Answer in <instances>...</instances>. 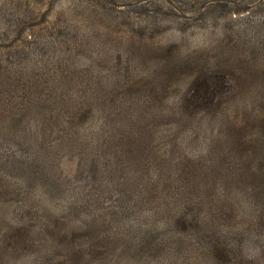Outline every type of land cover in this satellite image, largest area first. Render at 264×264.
<instances>
[{
	"label": "rangeland",
	"instance_id": "rangeland-1",
	"mask_svg": "<svg viewBox=\"0 0 264 264\" xmlns=\"http://www.w3.org/2000/svg\"><path fill=\"white\" fill-rule=\"evenodd\" d=\"M89 1L108 8L106 22L81 21V0H0V74L42 67L0 95V264H216L196 253L200 238H183L192 231L164 228L173 206L159 208L147 185L157 156L156 174L170 178L183 158L211 169L198 166V193L230 212L225 231L237 225L227 264H260L240 256L259 246L240 231L264 212V0H217L239 13L185 35L202 0ZM195 65L224 76L216 104L190 101ZM82 85L104 102L86 132L67 123L66 106L51 104L54 118L38 107L76 99ZM178 104L194 125L170 119ZM139 127L152 132L146 145L122 141ZM258 224L264 234V216Z\"/></svg>",
	"mask_w": 264,
	"mask_h": 264
},
{
	"label": "trees",
	"instance_id": "trees-1",
	"mask_svg": "<svg viewBox=\"0 0 264 264\" xmlns=\"http://www.w3.org/2000/svg\"><path fill=\"white\" fill-rule=\"evenodd\" d=\"M74 2H77L78 0H73ZM90 2L89 0H81L82 3V11L81 15L84 14V18H80L81 21H85L87 18H92L99 20L103 16H107L106 14L108 8L103 6L101 3H94ZM217 0H209V1H201L200 8L198 10L203 12H199L198 18L195 19V23L192 26L183 25L179 29L182 35L186 34V28L193 27L194 29H199V31H204L206 29L205 23H208L211 19L215 20L217 17H226L236 15L239 12H235L232 10H228L223 5H216ZM199 3L191 5L190 9L196 10V6ZM186 6L188 4H185ZM174 8V7H173ZM156 12H159V9H153ZM178 11V9H176ZM186 10V9H183ZM185 12V11H184ZM80 15V16H81ZM108 17V16H107ZM102 22H106L103 18L100 20ZM200 22H203L202 24H198ZM43 23V22H42ZM204 25V26H203ZM63 29H67L68 33H71L72 27L69 23H66L63 25ZM50 42V41H49ZM174 57V53L172 54ZM192 61L186 62L185 65L191 64ZM172 67H170L171 70L177 71L178 73H185L183 68L179 69L180 67L177 65L175 66V63L171 64ZM195 65L191 70V76L194 77L193 82L191 83L192 89H191V97L190 101L195 106H203V105H214L216 104V100L223 92V86L226 85L224 81L223 75H212L214 73H207V71H204L203 67H198V70L196 69ZM23 68H26L24 70ZM35 69H32L29 65L27 67H22L20 69L14 70L13 76H10V73H1L0 74V95L4 94L6 90H11L12 87H15L18 85V81H23L22 86L26 84V80L24 77H27V75L31 76L32 79L37 77V73L40 71V68L42 67H34ZM44 68V67H43ZM39 70V71H38ZM200 71V72H199ZM6 77V80L4 81L2 78ZM119 81L115 83V85L118 84ZM42 87L44 89L50 90L52 88V85L50 82L45 81L44 83H41ZM38 85V86H40ZM119 87H126V84H118ZM118 87V88H119ZM130 89V88H128ZM78 90H81L78 93V97L76 99L71 97H68L67 99H55L51 98L50 96H47V101L45 99H39L38 107L39 106H46V111L48 113L49 118H54L59 115L58 112L53 111L49 106L51 104H55L60 106H66L68 108V117H67V123H69L73 129L79 130L77 132L87 131V125L89 123V120L91 119V125L94 124V122L97 120L95 118V114L97 112V109L100 107L101 103L104 104L103 101H100L101 99L94 96L92 92H89V88H85L83 85L80 86ZM200 94V95H199ZM193 96V98H192ZM131 106L134 105L133 99ZM129 102L125 104L126 105ZM124 105V104H122ZM124 107V108H125ZM184 104H178V109L176 113H170L168 116L170 119L176 123L178 126L181 127H187L189 125H194L193 116L190 114H185L184 112ZM48 109V110H47ZM129 108L127 107L126 111ZM103 115V114H102ZM126 120H128V117L126 116ZM99 120L96 121L98 123ZM172 122V123H173ZM134 126L135 124H131ZM148 127V126H144ZM142 127L135 128L137 134V137L135 139H132L131 136L126 139L122 140L125 142H129L132 140L134 143H140L143 145L147 144V138L152 136V132L150 130H147L146 132L142 131ZM150 128V127H148ZM194 126H192L193 132ZM134 129V128H133ZM134 131V130H133ZM159 157L157 156L155 158V165L153 166V169L155 172L152 174L151 183H147L149 186L150 192H152L153 199L155 198V202H159L162 206L159 208L167 207L172 205V212L169 213V218L164 222V228L167 227H173L177 228L180 227V230L185 231L186 233L190 234L189 231H192L193 234L186 235L183 238H187L188 241L195 242L196 239L194 236H197L200 238L198 244H202L201 248L197 250L196 253L199 254L200 251L205 250L208 255H210L214 262L221 263V264H227L229 262H232V253L235 250L232 251V241L228 240V236L233 235L231 230L232 228H237V225L230 226L228 225V229L225 231L224 228L227 227L225 225L228 220L231 217V214L229 211H224V209L219 205L220 204V198L213 199V203L211 201L207 202L203 200V196L199 195L198 191H200V185L198 183V176H196V171L198 170V166H200L201 170L199 173L206 176L209 175V171L211 170L208 167H204L201 165V162L199 159H196L191 157L190 159H180L179 161L172 164V162L169 164V167L171 170H177L176 174H171L172 178L167 177L159 172L156 174L157 169H161V165L158 161ZM141 163V161H140ZM163 163V162H162ZM158 164V165H157ZM147 172H150L149 168H146ZM212 172V171H211ZM160 184L163 186L164 189H160ZM208 189H205L206 192ZM163 191V193L161 192ZM209 194V193H208ZM224 198V197H221ZM249 199H253V196L250 194L248 197ZM148 201V200H147ZM252 203V202H251ZM251 203H248V205H251ZM201 206H207L203 208V210L197 209V207ZM219 210V211H217ZM204 213V214H202ZM264 216V212H255V217L250 221V223L247 224V230L242 229L240 231V234L244 236V238L249 236L251 239L249 244L254 243V241L259 243V246H254L251 248V251H247L245 254L240 252V256L245 257L246 259L253 260L255 262H259L260 264L264 263V234H262L260 225L258 222L260 219ZM256 218L259 220L256 222ZM256 223V225L254 224ZM251 234H249V233ZM246 234V235H245ZM194 235V236H193ZM255 242V243H256ZM196 243V242H195ZM248 244V245H249ZM255 245V244H254ZM230 248V251L227 252L225 249ZM227 253V255H226ZM232 254V255H231ZM239 254V250H238ZM194 263H198L197 261H193Z\"/></svg>",
	"mask_w": 264,
	"mask_h": 264
}]
</instances>
